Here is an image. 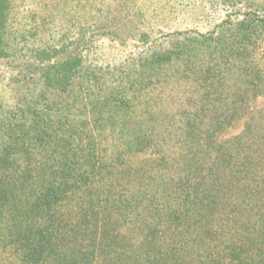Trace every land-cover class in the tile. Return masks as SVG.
Segmentation results:
<instances>
[{"label": "trees", "instance_id": "1", "mask_svg": "<svg viewBox=\"0 0 264 264\" xmlns=\"http://www.w3.org/2000/svg\"><path fill=\"white\" fill-rule=\"evenodd\" d=\"M85 1L78 0L77 5L81 15L88 16L74 17L76 22H91L90 11L97 10ZM244 17L229 40L221 32L229 25L227 20L218 31L195 32L192 43L188 41L192 68H198L192 75L201 90V112L210 108L208 99L217 90L228 87L225 78L216 77L225 75V64L234 63L229 58L232 46L237 42L236 47L249 46L253 24L264 25V18L256 13ZM3 18L0 12V24ZM67 19L73 22L70 16ZM5 26L0 25L6 32L0 31V66L10 73L5 87L14 89L18 100L9 107L0 104V252L11 251L17 264H185L173 256L181 247L170 226L178 222L180 204L188 207L192 201L198 207L189 264H264L263 176L235 189L243 175L222 173L217 165L205 163L202 153L187 165L183 176L171 178L164 186L160 180L164 176L156 171L147 183L138 182L139 188L131 194L105 192L115 187L119 169L127 166L131 156L160 149L162 140L154 129L132 133L128 125L140 126L153 118L150 110L137 115L133 107L144 93L157 91L162 80L172 78L174 73L162 72L172 51L133 68L121 64L102 72L92 66L82 69L70 51L58 52L53 61L37 65L30 60L38 53L32 51L34 55L25 60L18 48L20 40L3 38L9 34ZM103 28L99 24L93 30ZM76 35L79 42L91 39L86 27H80ZM188 42L175 45L176 56L189 57ZM184 69L191 70L188 65ZM235 72L252 86V69L238 66ZM231 86V91L248 90ZM238 102L233 99L230 104ZM230 104L217 108L219 113L212 107L215 113L209 117V130L233 120L226 113ZM203 122L192 124L194 142L204 134L211 139L209 130L200 134L198 125ZM110 131L114 137L108 141L110 147H104L101 141L108 140ZM128 235L138 241L129 244Z\"/></svg>", "mask_w": 264, "mask_h": 264}, {"label": "rangeland", "instance_id": "2", "mask_svg": "<svg viewBox=\"0 0 264 264\" xmlns=\"http://www.w3.org/2000/svg\"><path fill=\"white\" fill-rule=\"evenodd\" d=\"M77 1L0 0V12L4 14L0 25H6L9 32L8 37L4 34L3 38L15 42L20 40L18 48H21L19 51L25 60L32 51L38 53L30 63L46 64L49 60L53 61L51 57L58 52L70 51L82 69L92 66L96 72L121 64L133 68L138 62L145 64L153 56L173 52L171 60L164 61L162 66L163 73H174L172 78L162 80L157 85V91L154 89L144 93L133 107L137 115L141 111L150 110L154 114L153 118L140 126L133 123L128 125L132 133L136 129H154L157 138L162 140L160 149H149L144 154L131 156L127 166L119 169L121 175H117L119 178L115 187L108 191L102 190L101 195L104 196L103 191L114 196L131 194L139 188L138 182L147 183L146 179L149 175L150 179L156 171L159 177L164 176L160 179L164 186L171 178L183 176L187 165L196 161L202 153L205 154L202 158L205 163L217 165L222 173L229 175V171H232L235 176L240 173L243 175L239 179L236 177L238 181L235 189L248 187L261 176L264 177V25L259 27L252 23L255 32L249 46L245 43L236 47L240 44L238 42L232 46L235 52H231L229 58L234 63L225 64L222 69L226 71L225 75L216 77L225 78L228 87L217 90L208 99L210 108L207 107L205 112L199 110L201 90L195 85L192 75L198 68H192L191 44L192 33L218 31L219 26L227 20L229 25L223 26L221 32L229 40L236 34V26L244 21L246 13H256L264 18V0H86L85 4L97 9L88 12L91 18L89 23L75 21L74 17L85 19L84 16H88L86 13L81 15ZM72 11L76 12L70 14ZM67 14L73 22L67 19ZM99 24L104 28L94 31ZM80 27H86L87 35L91 36L88 42H79L77 39L76 33ZM0 31L6 33L2 29ZM185 42L191 44L189 57L176 56L177 52L173 50L175 45ZM227 44L230 46V43ZM43 50L49 53L40 52ZM186 58L189 61L187 63L182 60ZM186 65L191 68L189 72L184 71ZM238 66L255 72L251 87L247 85L250 81L244 76L238 75V72L236 75L235 69ZM5 69L0 66V104L9 107L16 104L18 95L14 89L5 87L10 74ZM176 70H179L177 74ZM103 79L108 80V77ZM229 85L241 89L247 87L248 90L231 91ZM233 99L239 102L231 105ZM227 102L230 105L226 113L232 114L233 120L209 130V117L215 113L211 112L212 107L219 113L217 108L224 109ZM205 115H209L208 119L204 118ZM200 120H204L202 125H198L200 134L209 130L208 138L211 139H207L204 134L194 142L192 124L197 125ZM113 137L114 133L110 131L108 140L102 139V145L110 147L108 141ZM233 189L231 193H234ZM195 205H192V201L188 207L180 204V212L176 213L178 222L170 226V230H176L174 238L181 247L173 256L185 264L192 263V236L196 233L192 224L198 207ZM128 236L125 239L129 244L138 241L136 236ZM0 264H17L15 254L9 250L1 251Z\"/></svg>", "mask_w": 264, "mask_h": 264}]
</instances>
